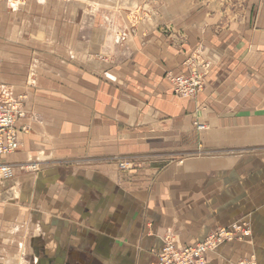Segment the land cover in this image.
<instances>
[{
	"label": "crops",
	"instance_id": "0c3cea01",
	"mask_svg": "<svg viewBox=\"0 0 264 264\" xmlns=\"http://www.w3.org/2000/svg\"><path fill=\"white\" fill-rule=\"evenodd\" d=\"M19 5L0 0V88L27 97L1 160L0 264H157L168 235L240 222L208 264H264V0ZM192 58L205 88L178 98L168 75Z\"/></svg>",
	"mask_w": 264,
	"mask_h": 264
},
{
	"label": "built area",
	"instance_id": "2783aa9c",
	"mask_svg": "<svg viewBox=\"0 0 264 264\" xmlns=\"http://www.w3.org/2000/svg\"><path fill=\"white\" fill-rule=\"evenodd\" d=\"M123 37H119V40ZM189 70L182 74H169L168 79L174 88L175 95L179 98L191 99L196 97L205 88V80L210 68L209 62L192 58L188 62ZM4 88H0V157L14 154L21 145L17 123L19 118L25 116L24 102L27 97L22 95L13 98ZM199 129L204 126L197 124ZM22 131H29L23 127ZM130 164L122 162L120 170H129ZM38 164H21L20 170H38ZM16 175L15 166L6 162H0V181L14 178ZM250 227L247 222H240L226 228H217L202 242L193 246L180 248L176 246L171 236L165 237L162 249L157 253V264H208V255L227 242L240 240L242 236L250 234ZM238 264H258L254 257L241 259Z\"/></svg>",
	"mask_w": 264,
	"mask_h": 264
},
{
	"label": "rangeland",
	"instance_id": "374dc122",
	"mask_svg": "<svg viewBox=\"0 0 264 264\" xmlns=\"http://www.w3.org/2000/svg\"><path fill=\"white\" fill-rule=\"evenodd\" d=\"M26 0H11V11H14L16 8H17V6L18 7H20V5L19 4H21V3H23V2H25ZM137 14H139V12L137 11L136 12ZM135 13V16L137 15ZM34 73V72H33ZM2 159H4V158H1L0 157V162H1V160ZM117 162H118V165L120 164V163H122V162H128L129 164H130V166L129 167H131V168H133V166H134V162H132L131 160H128V159H124V158H122V159H117ZM120 169V168H119ZM38 170H40V166L38 167ZM22 171H26V172H33V171H31V170H29V169H27V170H22ZM36 171V170H35ZM13 179V178H12Z\"/></svg>",
	"mask_w": 264,
	"mask_h": 264
}]
</instances>
